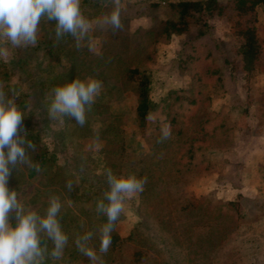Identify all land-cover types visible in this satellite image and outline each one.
Returning <instances> with one entry per match:
<instances>
[{
    "label": "trees",
    "instance_id": "trees-1",
    "mask_svg": "<svg viewBox=\"0 0 264 264\" xmlns=\"http://www.w3.org/2000/svg\"><path fill=\"white\" fill-rule=\"evenodd\" d=\"M99 1L95 0L91 6L99 9ZM105 1L102 3L111 14L115 4L113 0ZM260 5L264 7V0H133L121 9L122 17L148 13L157 8L164 9L168 17L162 21L159 30L150 32V41L146 42L149 44H141L145 52L143 55L142 48H137L133 56L123 59L109 50L110 54L97 65L93 61L79 65L70 81L86 74H97L99 78L120 81L137 96L138 118L150 145L135 174L137 178H146L143 192L134 194L138 216L125 237L117 232L119 228L115 223L111 246L106 254H101L99 228L107 222V218L96 211V205L104 199V195L101 197L95 189L85 187V181L81 179L72 183L71 191L66 186L58 187L55 195L62 205L58 219L68 236V243L57 260L51 256L52 241L47 235H41V246L46 247L42 264H92L78 250L75 241L87 232H91L92 237L85 246L94 248L104 264H118L117 258L124 245H127L129 264L213 263L222 242L244 218L243 208L236 201L214 199L209 195L179 200L174 193L180 190L182 182L179 178L185 176L187 170H192L197 164L199 168L204 161L210 162L202 149L208 147L210 152L214 146L223 149L228 138H233L234 128L229 126L233 119L229 111L241 107L240 128L252 122L253 116L247 115L254 105L251 103V79L257 74H264V38L259 34L256 14V7ZM215 17L223 18L230 26V34L235 39L231 55L221 49L222 41L218 42L213 36L210 20ZM186 32L194 33L192 45L180 52L177 62L183 70L190 72L188 86L167 90L155 99L151 92L153 71L157 69L154 45L168 42L172 36ZM47 38L43 40L39 37L35 46L25 48L34 51L38 77L55 82L56 86L58 82L55 79L70 67L59 61V53L73 45L70 40L57 41L51 33ZM98 68L100 70L97 71ZM26 76L24 78L17 68L0 59V84L8 96L16 97V103L24 114L21 135L26 132L27 139L35 145V151L26 147V152H32L33 164L38 163L40 167L54 165L59 149L54 142H48L39 120L40 114L46 111L43 86L36 83L33 71L27 72ZM237 87L244 91L245 100L228 106L226 113L222 110L214 117L204 114L203 119H199L197 110L192 106L204 103L206 88L233 94L238 91ZM205 96L209 103V92ZM255 100L260 123L264 120V98ZM212 121L216 122L211 124ZM165 130L169 132L167 138ZM205 167H210L209 163ZM21 168L22 165H18L13 169L8 181L9 189L17 194L19 185L24 181ZM171 185L173 187H169ZM165 198L170 199L172 204ZM12 215L15 217L14 212L9 217L12 218ZM11 220L14 226L15 219ZM70 230L73 234L76 232L74 237ZM254 258L255 264H260L259 257Z\"/></svg>",
    "mask_w": 264,
    "mask_h": 264
},
{
    "label": "rangeland",
    "instance_id": "rangeland-1",
    "mask_svg": "<svg viewBox=\"0 0 264 264\" xmlns=\"http://www.w3.org/2000/svg\"><path fill=\"white\" fill-rule=\"evenodd\" d=\"M94 1L81 0V10L92 22V28L81 42L82 47L77 49L74 46L76 42L71 35L66 34L61 38L72 41L73 46L59 53V61L69 64L70 67L66 73L63 72L55 79L58 82L56 86L70 83L79 65L89 64L91 61L97 65L110 54L109 50L123 59L133 56L137 48H142L143 55L145 52L141 44H149L146 42L150 41V32L159 30L162 21L168 17L161 8L135 16H120L123 28L114 31L110 25L97 23L111 14L102 3L104 0L99 1L101 2L99 9L97 6H91ZM132 1L121 0V9ZM256 14L259 34L264 38V7L257 6ZM210 22L214 29V38L218 42L222 41L221 49L231 55L235 39L230 34L227 21L215 17ZM49 33L55 36V22L42 19L37 33L38 38L47 40ZM193 38V32H186L172 36L168 42L154 45L157 69L153 71L151 92L155 99L161 97L167 90L187 88L190 72L183 70L177 60L182 50L190 49ZM0 47L7 48L8 51L7 57H0L1 60L17 68L18 73L24 78H27V72L33 71L36 83L38 85L42 83V94L46 96L44 97L46 111L40 114L39 120L47 134L45 137L48 142H54L59 149L54 165L40 167L38 163H34L40 171H37L36 167L22 165L24 181L19 185L18 199L24 205L43 215L48 207L49 196L55 195L58 187H65L67 181L73 183L76 179H81L85 181V187L95 189L103 197L106 191H110L107 181L108 169L117 176L136 174L150 145L138 118V98L134 92L114 78H99L97 74H86L78 79L96 78L103 83V89L91 105V109L88 110L86 106L84 126L78 125L69 116L53 120L49 117L48 105L52 89L56 87L55 82L43 81L38 77L34 51L31 48L13 47L7 41H0ZM251 88L253 92L251 103L254 105L247 115L253 116L252 122L247 127L240 128L239 115L243 113L241 107L229 111V116L233 119L229 124L234 128L233 138H228L223 149L216 146L212 147L214 149L212 152L208 147L202 149L210 160L208 162L210 167H205L208 163L204 161L199 168L197 164L192 170H187L185 176L179 178L180 183L182 182L180 190L174 193L179 200L209 195L214 199L236 201L243 208L244 218L222 242L212 264H255V256L259 257L260 264H264V120L259 123L260 112L255 105V99L264 98V74H257L251 79ZM210 89L206 88L203 92L204 103L192 106L195 111L197 110L199 119H203L204 114L213 116L222 110L226 113L228 106L245 100L244 91H240L241 87H237L238 91L233 94L224 92L223 94L220 90ZM208 92L211 97L209 103L205 96ZM215 122L212 121L211 124ZM26 153L32 161V152ZM134 199V194L130 197L125 196L123 212L116 222V228H119L117 232L123 237L126 236L134 218L138 216ZM165 201L172 204L168 198H165ZM12 218L9 217L11 224ZM70 233L74 237L76 232L73 234V230H70ZM41 235L46 233L42 232ZM126 251L127 245H124L117 258L118 264H129Z\"/></svg>",
    "mask_w": 264,
    "mask_h": 264
},
{
    "label": "clouds",
    "instance_id": "clouds-1",
    "mask_svg": "<svg viewBox=\"0 0 264 264\" xmlns=\"http://www.w3.org/2000/svg\"><path fill=\"white\" fill-rule=\"evenodd\" d=\"M114 10L98 24L110 25L122 30L120 18L121 0H113ZM42 19L55 22V37L59 41L66 34L75 39L77 49L92 28V22L81 10V0H0V41L10 42L13 47L35 46L38 42L39 24ZM7 48L0 47V57H7ZM103 89V83L93 77L84 80L74 79L70 83L52 89L48 105L49 117L53 120L69 116L80 126L86 123L88 110ZM24 114L16 103L15 96H8L0 84V264H42L46 247L41 246L40 233H46L54 245L51 256L60 259L68 243V236L62 230L58 214L61 210L60 198L49 196L48 207L41 215L24 205L15 190H10L8 181L12 170L18 165H34L26 153V147L35 151V145L27 139L23 131ZM167 138L169 132L164 131ZM110 191L104 193V199L97 202L96 211L103 213L107 222L99 228V252L106 254L111 246V233L124 209L125 196L143 192L146 178L135 175H115L107 170ZM66 188L72 190V182H66ZM105 201H107L105 203ZM15 213V225L9 221L10 213ZM92 237L91 232L77 237L78 250L92 264H104L101 256L92 247L85 244Z\"/></svg>",
    "mask_w": 264,
    "mask_h": 264
}]
</instances>
